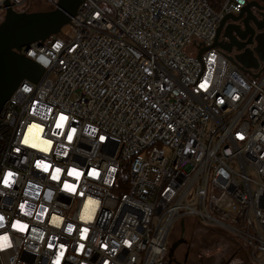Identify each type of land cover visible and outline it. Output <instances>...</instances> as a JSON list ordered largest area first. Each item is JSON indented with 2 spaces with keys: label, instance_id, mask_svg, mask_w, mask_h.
<instances>
[{
  "label": "built area",
  "instance_id": "2783aa9c",
  "mask_svg": "<svg viewBox=\"0 0 264 264\" xmlns=\"http://www.w3.org/2000/svg\"><path fill=\"white\" fill-rule=\"evenodd\" d=\"M245 2L84 0L22 49L44 72L0 114V264H168L186 220L264 264V66L212 48Z\"/></svg>",
  "mask_w": 264,
  "mask_h": 264
},
{
  "label": "water",
  "instance_id": "95a60500",
  "mask_svg": "<svg viewBox=\"0 0 264 264\" xmlns=\"http://www.w3.org/2000/svg\"><path fill=\"white\" fill-rule=\"evenodd\" d=\"M4 8V18L0 23V114L2 108L20 82L24 79L33 82L38 81L44 69L27 58L22 49L27 50L31 44H42L50 37L57 35L60 30L70 24L71 18L76 15L79 5L84 0H56L53 8L47 11L19 12L13 9L8 0H1ZM231 15H226L220 22L212 48H217L223 52L225 57L235 63L243 74L251 75V69L257 71L259 67L253 65L264 62V54L257 51L258 41L253 40L252 49L232 46L231 43L221 44L219 38H227L223 25L232 20ZM75 28V27H74ZM200 54L197 58H200ZM263 70L252 75L257 78ZM3 122H0V126ZM181 228L180 239L171 243L168 251V264L175 263L173 258L176 249L184 243L183 221L179 223Z\"/></svg>",
  "mask_w": 264,
  "mask_h": 264
},
{
  "label": "rangeland",
  "instance_id": "374dc122",
  "mask_svg": "<svg viewBox=\"0 0 264 264\" xmlns=\"http://www.w3.org/2000/svg\"><path fill=\"white\" fill-rule=\"evenodd\" d=\"M27 3L26 12L53 8L46 0H28ZM3 18L4 13L0 12V23ZM183 228L184 243L174 253V264H250L248 249L227 233L200 225L195 220L184 222ZM180 235V225L173 226L170 244L179 240Z\"/></svg>",
  "mask_w": 264,
  "mask_h": 264
},
{
  "label": "flooded vegetation",
  "instance_id": "af4514ba",
  "mask_svg": "<svg viewBox=\"0 0 264 264\" xmlns=\"http://www.w3.org/2000/svg\"><path fill=\"white\" fill-rule=\"evenodd\" d=\"M232 20H228L224 25V32L228 39L219 38L221 44L231 43L232 46L252 49L249 44L253 40L258 41L257 51L264 54V0H246L241 11L237 15H231ZM259 68L264 66V62H253ZM176 262V260H175ZM174 264V263H173Z\"/></svg>",
  "mask_w": 264,
  "mask_h": 264
},
{
  "label": "trees",
  "instance_id": "16d2710c",
  "mask_svg": "<svg viewBox=\"0 0 264 264\" xmlns=\"http://www.w3.org/2000/svg\"><path fill=\"white\" fill-rule=\"evenodd\" d=\"M46 1L49 2V3H51V4L53 5V3H54L56 0H46ZM221 1H222V0H209V3H210V5H211L214 9H217V8H219V5H220ZM27 2H28V0H25L23 6H22V8H21V11H22V12H26L25 9L28 7V4H29V3H27ZM119 178H120V180L123 181V182H124V180H126V178H125L122 174L119 176ZM186 221H188V220H186ZM186 221H185V222H186Z\"/></svg>",
  "mask_w": 264,
  "mask_h": 264
},
{
  "label": "snow or ice",
  "instance_id": "6c2138e0",
  "mask_svg": "<svg viewBox=\"0 0 264 264\" xmlns=\"http://www.w3.org/2000/svg\"><path fill=\"white\" fill-rule=\"evenodd\" d=\"M62 119H63V117H62ZM101 139H103V137H101Z\"/></svg>",
  "mask_w": 264,
  "mask_h": 264
}]
</instances>
